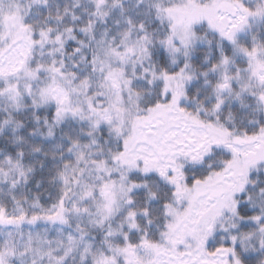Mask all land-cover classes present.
<instances>
[{"label": "snow or ice", "instance_id": "6c2138e0", "mask_svg": "<svg viewBox=\"0 0 264 264\" xmlns=\"http://www.w3.org/2000/svg\"><path fill=\"white\" fill-rule=\"evenodd\" d=\"M0 264H264V0H0Z\"/></svg>", "mask_w": 264, "mask_h": 264}]
</instances>
